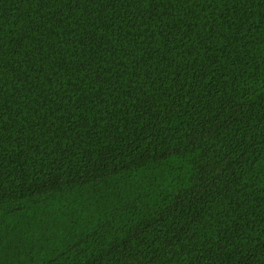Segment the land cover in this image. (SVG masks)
<instances>
[{
  "label": "trees",
  "instance_id": "16d2710c",
  "mask_svg": "<svg viewBox=\"0 0 264 264\" xmlns=\"http://www.w3.org/2000/svg\"><path fill=\"white\" fill-rule=\"evenodd\" d=\"M0 264H264V0H0Z\"/></svg>",
  "mask_w": 264,
  "mask_h": 264
}]
</instances>
